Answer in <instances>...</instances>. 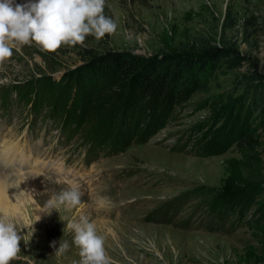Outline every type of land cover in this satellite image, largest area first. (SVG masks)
I'll list each match as a JSON object with an SVG mask.
<instances>
[{"label":"rangeland","instance_id":"rangeland-1","mask_svg":"<svg viewBox=\"0 0 264 264\" xmlns=\"http://www.w3.org/2000/svg\"><path fill=\"white\" fill-rule=\"evenodd\" d=\"M105 14L119 25L114 35L88 36L83 46L56 52L19 46L0 69V174L9 182L20 178L23 192L8 215L33 223L11 264H80L75 232L66 225L81 216L104 236L111 264H264V123L253 103L248 112L240 107L250 98L247 77L264 75V0H106ZM214 45L233 50L239 65L220 67L143 143L92 160L80 133L66 131L70 112L56 117L60 86L48 80L83 64L89 52L150 56ZM206 147L212 153L201 154ZM70 185L83 193L80 205L42 211ZM208 188L249 189L260 197L245 216L221 215L228 217L223 229L210 230L206 221L215 217L202 197ZM173 200L185 202L171 221L159 220L158 209ZM61 241L69 248L58 256Z\"/></svg>","mask_w":264,"mask_h":264},{"label":"trees","instance_id":"trees-1","mask_svg":"<svg viewBox=\"0 0 264 264\" xmlns=\"http://www.w3.org/2000/svg\"><path fill=\"white\" fill-rule=\"evenodd\" d=\"M133 53L113 49L89 52L83 64L66 70L58 80H48L51 85L60 86L53 100L59 108L56 117L70 112L66 131L69 128L72 136L80 133L92 160L147 141L208 85L220 67H236L240 62L233 50L215 45L150 56ZM247 81L251 85L250 98H244L241 110L248 112L247 104L253 103L261 110L257 116L264 123V75L253 74ZM206 149L201 154L212 153L211 148ZM202 197L205 211L218 220L217 217L230 213L245 216L252 201L260 196L249 189L229 193L208 188ZM181 202L185 201L173 200L158 209L156 214L162 215L159 220L171 221ZM227 218L221 216L220 229L214 226L215 220L206 221V227L222 230Z\"/></svg>","mask_w":264,"mask_h":264},{"label":"clouds","instance_id":"clouds-1","mask_svg":"<svg viewBox=\"0 0 264 264\" xmlns=\"http://www.w3.org/2000/svg\"><path fill=\"white\" fill-rule=\"evenodd\" d=\"M105 7L106 0H27L24 4L0 0V69L19 46L35 43L42 50L56 52L62 46H83L88 36L100 40L114 35L119 25L105 14ZM82 195L78 186L70 185L49 199L42 211L50 215L53 209L74 208L81 204ZM32 225L0 213V264L20 259V242L29 243ZM66 227L75 232L73 242L80 249V264H111L105 238L98 234L95 222L81 216L79 222L67 221ZM24 228L28 233L20 235ZM55 244L53 241L52 246ZM68 248L67 242L61 241L55 254L62 255Z\"/></svg>","mask_w":264,"mask_h":264},{"label":"bare ground","instance_id":"bare-ground-1","mask_svg":"<svg viewBox=\"0 0 264 264\" xmlns=\"http://www.w3.org/2000/svg\"><path fill=\"white\" fill-rule=\"evenodd\" d=\"M0 178V213H14L19 209L20 198H22L21 195H23L20 186L21 180L19 178V180H13V183L9 182L11 177L9 178V175L6 173L0 174ZM14 200H16V203H14Z\"/></svg>","mask_w":264,"mask_h":264}]
</instances>
